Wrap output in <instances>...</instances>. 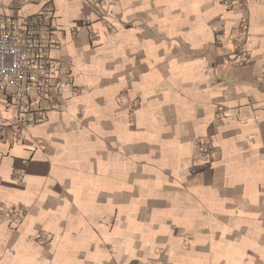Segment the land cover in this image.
Listing matches in <instances>:
<instances>
[{
	"label": "crops",
	"instance_id": "1",
	"mask_svg": "<svg viewBox=\"0 0 264 264\" xmlns=\"http://www.w3.org/2000/svg\"><path fill=\"white\" fill-rule=\"evenodd\" d=\"M0 17L54 24L72 80L0 142V264H264V0H0Z\"/></svg>",
	"mask_w": 264,
	"mask_h": 264
},
{
	"label": "built area",
	"instance_id": "2",
	"mask_svg": "<svg viewBox=\"0 0 264 264\" xmlns=\"http://www.w3.org/2000/svg\"><path fill=\"white\" fill-rule=\"evenodd\" d=\"M229 8L235 4L257 0H219ZM44 19H49L43 14ZM51 22L40 23L38 19L24 17L10 21L0 17V102L8 118L0 117V142L11 139L22 141L29 128L37 119L45 118L42 102L57 103V97L64 88H72L70 77L63 78L59 73V63L50 52L59 45ZM245 36L236 43L241 60L246 55ZM11 111V113L9 112ZM202 164L213 160L214 147L210 138L197 141ZM24 207L7 208L3 214L14 223H19L25 214Z\"/></svg>",
	"mask_w": 264,
	"mask_h": 264
},
{
	"label": "rangeland",
	"instance_id": "3",
	"mask_svg": "<svg viewBox=\"0 0 264 264\" xmlns=\"http://www.w3.org/2000/svg\"><path fill=\"white\" fill-rule=\"evenodd\" d=\"M145 264H148V263H145Z\"/></svg>",
	"mask_w": 264,
	"mask_h": 264
}]
</instances>
